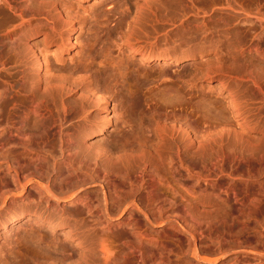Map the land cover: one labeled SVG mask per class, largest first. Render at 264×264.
<instances>
[{
	"label": "bare ground",
	"instance_id": "obj_1",
	"mask_svg": "<svg viewBox=\"0 0 264 264\" xmlns=\"http://www.w3.org/2000/svg\"><path fill=\"white\" fill-rule=\"evenodd\" d=\"M85 1L0 0V16L12 13L19 21L7 44L13 63L9 67L0 63V114H12L8 115L12 117L11 122L8 116L5 118L10 125L0 130V153L7 147L6 153L17 151L15 159L11 154H0L3 157L0 225L8 227L28 212L37 217L38 223H47L50 230L68 228L65 235L69 239L78 235L76 255L69 252L71 255L67 253L59 258V251L55 253L58 249L52 247L54 253L44 264H147V261L164 264L162 256L166 249L160 244V234L153 229L164 225L162 216L166 209H172L182 214L178 220L184 226L180 229L190 239L186 238V248L182 247L191 252L193 261L189 264H217L229 252L212 259L208 255L200 256L198 239L205 233L223 236L237 226L238 219L248 218L251 212L262 215L264 192L257 190L261 184L256 190L253 185L244 184L245 192L238 195L235 184L216 181V177L210 182L206 177L208 192L197 191L198 195L192 165L198 159L205 170L222 175L226 164L244 161L261 165L263 162L264 124L259 126L262 123L250 118L254 113L248 103L255 93L264 94V13L259 10L251 14L238 5L231 8L229 0H177V16L167 19L158 10L160 6L165 7V0H129L130 3L104 0L100 9L89 16L88 11L78 9ZM217 22L220 25L216 26ZM85 30L88 39L83 56L75 66L64 68L66 59L72 62L75 53L71 50L79 45L78 37ZM208 39L214 40L212 46L219 52L208 66L191 74L208 82L216 80V86L226 93L228 114L240 121L238 126L224 118H215L213 123L205 121L197 128L190 122L164 116L172 122L156 118L154 134L147 144H121L112 149L88 144L110 124L104 114H115L117 110L116 113L130 114L138 107L141 94L146 91L143 88L150 80L149 65L164 66L166 62L193 58L195 52H204ZM224 52L228 55V65L222 62ZM154 74L156 85L152 89L158 112L163 104L161 86L169 73L159 68ZM189 77L194 80L193 76ZM8 90L13 92L12 96H8ZM217 109L213 115L223 114L222 109ZM211 126L227 129L221 133L231 132L238 141L237 152L231 158H226L222 136L204 138ZM248 130L260 133L258 142L247 135ZM48 149L56 153L54 157ZM19 150L26 153L21 160L17 159ZM184 169L189 187L186 190H194V195H198L194 199L193 193L185 191L183 195L181 189L170 186V179L179 178ZM196 176L198 180L203 179L198 173ZM59 182L69 185L73 182L70 188L74 189L73 193L67 196L57 193L55 185ZM164 183L171 187L167 190L168 197L169 193L180 195L186 202L177 205L169 200L167 204V192L161 190ZM96 187L102 192L99 198L93 191ZM110 202L117 205L114 208L118 214L114 219ZM63 203H70L77 216L72 223ZM135 213L140 216L139 228L132 224ZM8 215L11 217L6 226ZM122 218L121 224H113ZM117 228L122 229L120 237L126 239L120 248V258L115 255L118 259L113 258L114 251H110L108 243L110 234ZM64 247H60L61 253Z\"/></svg>",
	"mask_w": 264,
	"mask_h": 264
},
{
	"label": "rangeland",
	"instance_id": "obj_2",
	"mask_svg": "<svg viewBox=\"0 0 264 264\" xmlns=\"http://www.w3.org/2000/svg\"><path fill=\"white\" fill-rule=\"evenodd\" d=\"M121 1L123 2V0H121ZM124 1L126 3H130L129 0L128 1L124 0ZM229 1H230L229 5L231 6V8L238 5V6L244 8L246 10H249L251 14H253L259 10L264 13V0H229ZM103 2H104V0H87L83 3H81L78 6V9H81L82 11L83 10L88 11L89 16H90V15L94 14V12L96 10L100 9ZM165 3H164L165 7L164 6L158 7L160 14H162V16L167 18V19L175 18L177 16V12L179 11V8H178L179 4H178L177 0H165ZM13 16L14 15L12 13H9V15H6L4 17L0 16V63L1 64H2V62H3V64L5 63L7 67H9L13 63V59H12L13 56H12L11 52L9 51V47L7 46V44H9V42H10V39H9L10 35H12L14 33L17 26L19 25V21L17 19H15ZM218 25H220L219 22L216 23V26H218ZM186 38H188V36L185 37V40H186ZM87 39H88V35H87L86 30L82 31L78 37V44L79 45L78 46L76 45L75 48H73L71 50L72 54L75 53L73 58H72V62H70L68 59H66L65 62H63V64H62V66L64 68H69V67L75 66L76 63L80 60V58L84 54L85 47L87 44ZM213 39L212 40L208 39L206 41V43L208 44L205 48L206 51L204 50V52L202 54H200L199 52H195L194 54H192L193 58L183 59L180 62H173V61L166 62V65H164V66H162L161 64H160V66H158L159 64H157V63L149 65L150 68L148 67V75L150 77V80H149V82H147V85H145L146 87L143 86L144 87L143 89L146 91L143 90L144 92H143V94H141L142 96L145 94L146 97L145 96L142 97L140 95L141 99L139 101L138 107H136L134 111H131L132 113H130V114H120L119 112L116 113L118 110L115 111V114L113 112L110 114H104L110 119V124L106 127V130L102 135H99V136L93 138L92 140L88 141V144H90L91 146L92 145L93 146L101 145L102 147H105V148L109 147L112 149V148H115L116 146L121 147L120 146L121 144H123L125 146H134V145H138L140 143H146L148 140L151 139V137L153 136L152 134H154V131H155V129H154L155 124L154 123L156 122V120H158L159 118H162V117H163V119H167L169 117L172 120H175V119L177 121L181 120L182 123L190 122L191 124H193L197 128L203 126L205 121L210 123V124H211V122L213 123L215 118H218L220 120H222L224 118L223 120H225V121L227 120L228 123L232 122L233 124L238 126L240 124V121L238 120V118L234 117L233 114H228V110H230V108H228L229 106L225 103V102H227V98H225L226 93L221 91L219 89V86H216L217 85L216 80L208 82L204 78L202 80L199 79V77H197V76L195 77L196 78L195 79L194 75L191 74V73L195 72L196 70L198 71V70L204 69L206 66H208L209 62H211L215 59L214 57L216 56V54L219 51L218 50L216 51L214 49V47L212 46V43L214 41ZM248 40L249 39H247L246 41H248ZM192 43H194V42H192ZM222 59H223L222 62L224 63V65L229 64L228 63L229 59H228V55L226 52L222 53ZM257 64L260 65L262 63H257ZM159 68L166 70L167 73H169L168 76L169 75L170 76L169 77L164 76L165 78L166 77L167 78L166 79L164 78L165 79L164 81H166V83L163 82L164 84L161 86V87H163L161 89L162 90L164 89L163 90L164 92L162 93L163 99L161 97L163 104H162V109L158 111L161 114L160 113L156 114L158 112L155 109L156 105H155V100H154V98H155L154 97V89H152V88H155V85H156V82H154V80H153V78L155 79V77H156V74H154V70L159 69ZM171 71L173 72V74ZM188 71L189 72L191 71V72L189 73ZM184 72H186V73H184ZM188 73H189V76L190 75L193 76L194 80H192V77L190 78L188 76ZM182 75H184V76H182ZM187 79H191V82ZM185 82L187 84H185ZM192 82H193V84H192ZM1 91H2V88H1ZM147 91H149V92H147ZM7 93H8V96L13 95V92L12 91L10 92V90H8ZM188 94L191 95V97H192L191 100L188 98L189 97ZM249 100H250L249 102H251V103H248V106L250 105L249 108L252 107L250 109H252V112L254 113V116H253V114L252 115L250 114L251 115L250 118L253 119L254 122H256L258 120L257 123H259V124L262 123L259 126H263V124H264V94L259 95V94L255 93L253 96L250 97ZM144 101H145V103H144ZM147 102H148V104H147ZM209 103H212L213 105L212 104L209 105ZM207 106H208V108L206 109ZM213 108H215V110H212ZM217 108H220V110L222 109L223 114H214L213 115V111H215V112L218 111ZM207 110L209 112L212 111V113H209ZM253 110L257 114H255V112ZM153 111H156V112L154 113ZM224 113H225V115H224ZM8 115L11 116L12 114L11 115L10 114H0V130H2L4 128L6 129L8 127V125H10V123L8 121L10 120V122H11L12 117L9 118ZM219 115H221V117ZM7 116H8V118H7ZM164 116L167 118H164ZM213 116H214V118H213ZM5 118H7V120L8 119L9 120L7 121ZM156 118H158V119H156ZM254 118H255V120H254ZM169 120L170 119H167L168 122H172V120L171 121H169ZM14 121H12V122H14ZM212 127L213 126H211V130L207 131V133L205 134V136H207V134L209 132V136H207V137L204 136V138L213 139V138H216L218 136L219 137L222 136L223 137L222 138V144L224 145L226 158L227 159L231 158L232 153L234 151H236V149L238 148V141L231 135L232 134L231 132L229 135L227 133L226 134L221 133V131H223V130H224V132L228 131L227 129L222 130V128H219L220 131H217L219 129H217V128L212 129ZM240 129H241V131L245 130L244 128H242L241 125H240ZM212 130L215 132H213ZM212 132H213V134H212ZM219 132H220V134H219ZM216 133H218V134H216ZM210 135H213V136L210 137ZM247 135H249L251 137V139L254 140L255 142H258V140L260 139V137H259L260 133L256 130L255 131L254 130H248ZM7 149H8V147L6 148V150L2 151L0 154H3V153H4V155L11 154L10 156L11 157L13 156L12 158L15 159V156H17V151L15 154H14V152L6 153L8 151ZM28 149H31V147H28ZM50 151L52 152V156L54 157V155L56 153L55 152L53 153L52 149H50L49 152ZM18 152L20 153V155L18 154V158L16 157L17 159H20L22 156H24L26 154L25 151L23 154L22 150L21 151L19 150ZM2 158L3 157L0 155V159H1L0 161H2ZM24 158H25V156H24ZM196 161L197 162H195V161L193 162V165H195V166L192 165V170H193V172L195 170V174L197 175V173H198V175H201V177L203 178V179L198 180L197 179L198 176L195 175V177H194V180H196V182L193 180L194 181L193 183H197L196 189H195L196 194H198L197 191H201V190L208 192L207 186L205 185L206 183L204 181L206 179V177L211 179L210 182H213L214 181L213 179H215V177H216V179H215L216 181H224L225 180L228 183L235 184V188L237 187L236 192L239 191L237 193L238 195H240V194L242 195V192L243 193L245 192L244 186L247 184L253 185V187H255V190H256V186L257 185L260 186L259 184H261V186L259 188L257 187V190L259 189L260 192L261 191L264 192V158L262 160L263 162L261 161L262 163H260L262 166L261 165H255V164H247V163H244V161L238 162V163L233 162L229 165L226 164L223 168L222 175L219 173L218 174L215 173L216 175L214 173H210L209 171H207L203 168L204 164L201 163V161L199 162L198 159ZM226 162H230V161H226ZM184 172H185V169L180 174V177H181V178L179 177L180 179L177 177L179 180L176 178V180L170 179L171 182L169 181V183L171 184L170 186L173 185V187H175L176 189L177 188L181 189L179 191H182L181 193L183 195L186 193L185 191H187L189 188L187 186V183L185 182L186 176H184L185 175ZM11 174H12V172H11ZM251 177H252V179H251ZM72 184H73V182H71V185ZM165 184L166 183L163 184L164 186L162 185L161 190L163 191L165 189L164 192H167V190L170 189L171 187H169L168 184H166V185ZM57 185H59L61 187H58ZM71 185L60 183V184L55 185V189H56V191L59 190L57 193L60 192L63 196H67V195H70V193H73V191H74V189H70V188H72ZM167 185H168V187H166ZM181 185L184 188H182ZM61 189H62V191H60ZM93 191H95V193L98 194V198H99V195L102 193L100 187H96L95 189H93ZM248 191L251 192L250 189ZM187 192H189V191H187ZM190 192H191V194L193 193V195H194V190H192ZM196 194L194 196L192 195L191 197L194 199L196 196L199 195V194L198 195H196ZM166 196H167L166 198H168V200L166 201L167 204H169L170 202H173V204L179 205V204H183L186 202L185 201L186 199L180 195L179 196H173L169 193V197H168V192H167ZM180 199H182V200H180ZM88 200L89 199H87V201ZM168 201H169V203H168ZM96 203L100 204V201H97ZM53 204L58 205L56 202H53ZM62 205H64L63 208L65 209L66 214L68 215V217H67V215H65V217H67L68 219L70 218L69 220L71 221V223L73 222L72 221L73 219L75 221V218L77 219V216L75 217V213H73L74 211L72 209L71 204L70 203H63ZM195 205L199 208L201 207L196 203H195ZM115 206H117V205L113 204V202H110L109 207H110V211H112V212H110L112 217L114 215L117 217V214H118V211L115 212V208H114ZM112 207L114 209V212H113V209H111ZM181 215H182L181 213L180 214H179V212L176 213V211H174L172 209H166V211L164 212V214L162 216L163 217L162 219L164 221L163 222L164 225L161 227L153 229L156 233L158 232V234H160L159 235V237H160L159 241H161L160 244H162L163 247H165V249H166V250H164L165 254L162 256V258H163L162 260H163L164 264H166V261H167V264H169V263L170 264H179V263L180 264L181 263L182 264L183 263L189 264V261L190 262L193 261V259L190 258L191 252L189 251L190 253L188 252L189 253L188 254L186 249L185 250L183 249V248H186V242L189 239V237L187 235H185L180 229L182 226H184V224H182L178 220L179 217H181ZM115 216L113 217V219L115 218ZM249 216L251 217L250 219H248ZM249 216H248V218L247 217L240 218L241 220L238 219L237 220L238 223L235 224L237 226L232 228L231 229L232 231L229 230V231H227V233L225 232L226 234L224 233L225 235L223 234V236H222V234L221 235L219 234L220 236L217 234L208 236V234L205 233L202 237L199 238L200 240L198 239V241H197V248L199 246H201L200 248H198L200 251L199 253H201L199 255L200 256L208 255L206 257L207 258L211 257L210 259H212V257L216 258L219 255L223 254V252L225 251V253L229 252L230 254L227 253L228 256L225 259L219 261L217 264H264V212L262 213V215L261 214L258 215L254 212L253 213L251 212ZM10 217L11 216H9V215L7 216V220L5 223H7V221L10 219ZM126 217L127 216H125L123 218L126 219ZM138 217H140L139 214L135 213L133 216V219H132V224L134 222V225H136L137 227L140 226L139 224H137L138 219H140ZM123 218L120 219L119 221H114L113 224L114 225L119 224V223L121 224L124 221ZM234 218H235V216H234ZM36 222L38 223L39 221L34 214H28V212H24L22 214L21 218L19 219V221H16L12 225L8 226V223L6 224V226H8V227H5V225H3V224L0 225V264H42L43 262L45 263L46 261L49 262V257L51 255H53V253H54V251H51V250H53L52 247L58 249V250H56L55 253H57L59 251V253H57V257L59 256V258H61V256H63V255H66L67 253H68L67 255H69L70 253L72 254V252L74 253L76 251H79V248L76 247L77 239H79L78 235L76 236L75 239L67 238L65 233H66L68 228H63V229L57 228L55 230H50L47 223H43V224L38 223L37 224ZM242 225H243V227H241ZM177 229H178V231H177ZM121 232H122V229H118V228L115 229L112 232V235L110 234L111 240L109 239L110 241L108 242L110 245V251H112V252L114 251L116 253V254L114 252L112 253V255L114 256L113 258H117V259H118V256H119V258L121 256L122 251L120 248H123L122 244L126 243V241H125L126 239H123L122 238L123 236L120 237V235L122 234ZM113 233H115V234L113 235ZM161 234H162V236H161ZM216 237H218L220 240L218 238L216 239ZM186 238H188V239H186ZM214 239H215V241H214ZM235 239L237 241H235ZM51 240H52V243H49L48 241H51ZM188 241H190V239ZM217 241H219V242H217ZM47 244H48V246H47ZM53 244H55V245H53ZM58 246H60V247L65 246L64 249L66 252L63 251L64 253H61L62 251H60V250H62V249ZM215 247H216V249H215ZM181 248L184 250V253H182L183 250ZM119 251H120V253L118 254L117 252H119ZM185 251H186V253H185ZM204 251H206V252H204ZM210 251L212 253H210ZM215 251H219V252H217V254H216ZM241 252H243V253H241ZM77 253L78 252H76L75 255ZM100 254L101 253H98L99 256H100ZM115 255H118V256H115ZM205 256H203V257H205ZM75 257H76L75 260H77L78 257L77 256H75ZM179 257H180V259H179ZM178 259H179V261H178ZM191 259H192V261H191ZM233 260H234V262H233ZM174 261H176V262H174ZM147 264H151V262L149 261V263H148V261H147Z\"/></svg>",
	"mask_w": 264,
	"mask_h": 264
}]
</instances>
